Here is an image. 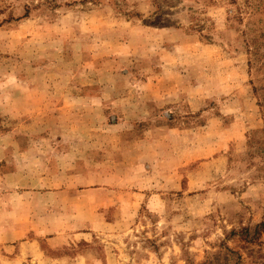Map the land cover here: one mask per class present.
I'll return each instance as SVG.
<instances>
[{
	"label": "rangeland",
	"instance_id": "374dc122",
	"mask_svg": "<svg viewBox=\"0 0 264 264\" xmlns=\"http://www.w3.org/2000/svg\"><path fill=\"white\" fill-rule=\"evenodd\" d=\"M263 99L264 0H0V244L264 264Z\"/></svg>",
	"mask_w": 264,
	"mask_h": 264
},
{
	"label": "crops",
	"instance_id": "0c3cea01",
	"mask_svg": "<svg viewBox=\"0 0 264 264\" xmlns=\"http://www.w3.org/2000/svg\"><path fill=\"white\" fill-rule=\"evenodd\" d=\"M10 219L25 221L26 216L24 213H17L16 210L13 211L10 208ZM27 219H29V216ZM13 220H10V239L5 240V243L7 244H0V251L4 250L10 254L1 257L9 258L10 264H19L21 261L22 264H24L25 258L26 260H29V257L32 256L31 247L33 249V246L36 247V245H38V248L40 249L39 252L42 251V247L39 238L35 239L29 237V234L32 233L30 228H25V225L22 226L19 222H14ZM40 233L42 232H37V234ZM53 238H55V236Z\"/></svg>",
	"mask_w": 264,
	"mask_h": 264
},
{
	"label": "trees",
	"instance_id": "16d2710c",
	"mask_svg": "<svg viewBox=\"0 0 264 264\" xmlns=\"http://www.w3.org/2000/svg\"><path fill=\"white\" fill-rule=\"evenodd\" d=\"M262 105H264V99L262 101ZM261 228L264 229V223H259L256 225L255 227V230L252 231L250 227H244L242 228V230L240 232H235L233 231L232 234H239L240 237L246 242V243H252L253 241H255V239L258 237V235L260 234L261 232ZM226 249H228L229 252H232V253H236L235 251L231 250L230 248L226 247ZM225 256L227 257L225 259L226 262L222 263L220 259H218V261L221 262V264H229V262L231 261V255L230 254H225ZM219 258H221L219 256ZM239 259H241V256L239 254L238 256ZM234 264H238V263H234Z\"/></svg>",
	"mask_w": 264,
	"mask_h": 264
}]
</instances>
